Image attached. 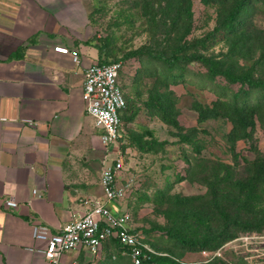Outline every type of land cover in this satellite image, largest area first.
I'll use <instances>...</instances> for the list:
<instances>
[{
	"label": "rangeland",
	"instance_id": "rangeland-1",
	"mask_svg": "<svg viewBox=\"0 0 264 264\" xmlns=\"http://www.w3.org/2000/svg\"><path fill=\"white\" fill-rule=\"evenodd\" d=\"M189 1L191 17L180 18L170 31L171 20L162 11L165 0H83L80 9L86 18L84 42L100 46L104 52L102 60L123 62L120 85L127 105L121 116L123 136L116 146L125 166L121 179L130 174L135 188L122 204L132 215L130 226L142 231L159 256L165 255L176 264H206L212 259L210 264H264V239L256 244L258 251L246 256L243 252L237 255L234 247L226 245L211 257L210 253L203 255L198 250H183L165 233L168 228L177 227L186 235L191 231L216 235L221 227L217 214L220 209L231 220L238 219V209L242 220L250 216V207L245 209L243 204L264 207V196L257 188L242 192V185H248L264 168V110L259 117L253 116V125L246 132H231V122L223 110L216 109L217 115L210 110L220 94L226 101L231 99L239 83H230L218 75L214 78L219 86L216 90L202 88L199 81L207 67L196 59H212L233 72L250 70L255 79H264V0L248 4L249 17L243 29L254 37L253 42L245 44L239 39L230 40L225 30H214L221 8L229 7L232 0ZM183 43L192 45L185 52L193 57L188 65L191 73L183 81H167L173 92L170 96L161 78L138 76L140 58H124L132 50L163 49L165 45L175 47ZM156 93L173 105L176 126L164 123L152 114L154 108L146 106ZM200 110L207 117L198 121ZM179 133L190 142L180 141ZM151 139L159 145L144 151ZM196 162L198 167L194 169ZM257 187L264 192L259 182ZM230 232L236 237L245 234L236 229ZM247 233L264 236V225L261 231ZM90 253L85 261L80 259V264H130L123 253L111 254V248H105L99 257L98 252ZM118 253L122 258H118Z\"/></svg>",
	"mask_w": 264,
	"mask_h": 264
},
{
	"label": "crops",
	"instance_id": "crops-1",
	"mask_svg": "<svg viewBox=\"0 0 264 264\" xmlns=\"http://www.w3.org/2000/svg\"><path fill=\"white\" fill-rule=\"evenodd\" d=\"M82 4L0 0V264H53L30 250L44 246L33 241L32 224L57 233L86 211L85 199L112 211L121 206L106 201L99 184L103 163L120 149L102 144L82 99L84 70L99 61L83 39ZM57 46L76 51L79 61ZM6 194L15 208L2 205ZM89 251L64 253L61 262L80 264Z\"/></svg>",
	"mask_w": 264,
	"mask_h": 264
},
{
	"label": "trees",
	"instance_id": "trees-1",
	"mask_svg": "<svg viewBox=\"0 0 264 264\" xmlns=\"http://www.w3.org/2000/svg\"><path fill=\"white\" fill-rule=\"evenodd\" d=\"M166 5L162 8V11L168 16L171 20L170 28L173 29L175 22L179 21L180 18L191 17V3L189 0H165ZM205 1V0H204ZM252 0H232V3L229 7H222L220 12L221 16L217 23V26L214 28L215 31L220 29L225 30V33L228 35L230 40L239 39L245 43L253 42V35L244 31V21L249 17V12L247 10L249 2ZM207 2V1H205ZM137 6V4L135 5ZM174 13V15H172ZM155 18V16H154ZM209 37V36H207ZM206 37V38H207ZM258 38L255 37V40ZM198 42H202L200 40ZM96 48L99 51V61L100 63H110L119 60H102L103 50L100 46L96 45ZM174 46V45H173ZM192 45L177 44L175 47H170L165 45L163 49H154L152 47H147L143 49H137L129 51L124 55V58L137 57L140 58V69L138 70V76L143 74L149 76H155V78H161L162 81H165V89L167 90V95L170 96L173 92L169 89L167 81L176 79V82L183 81L187 74L191 73L188 69V65L193 60V57L186 54L185 52ZM194 47V45H193ZM183 52V53H182ZM201 56H196L197 60H202L204 65L207 67V73H204V77L199 81V84L202 88H208L216 90L219 86L214 83V78L216 76H221L230 83H239V88L236 92L232 93L229 100L224 99L225 96L220 94L218 98L212 102L213 110H210L213 114H218L216 109L223 110V115L228 118L231 122V132L241 130L242 133L246 132V128L249 125H253V116L259 117L261 111L264 110V79H255L250 70L242 72H233L231 69L223 65H219L218 62L214 60L201 59ZM122 62V61H121ZM123 63V62H122ZM159 75V77H158ZM246 86V87H245ZM122 89V87H121ZM123 93V91H122ZM124 96V93H123ZM125 102L126 98L124 96ZM127 105V103H126ZM147 107L154 108L153 115L157 116L164 123H167L171 126H176V122L172 118L173 105L169 103L168 100L164 98V95L156 93L154 95V100L146 104ZM201 106L200 104L198 107ZM126 108V106H125ZM125 108L120 112V121L121 116ZM207 117V114L203 111L198 112V121H201ZM122 132L120 131L118 140L122 139ZM180 141H188L187 136H183L179 133ZM151 144L152 146H149ZM148 147H144V151H149L159 145L158 141L151 139L147 142ZM194 166V165H193ZM198 167V163H195L194 169ZM228 171V170H227ZM229 172V171H228ZM264 186V168L261 174L254 177L253 180L248 182V185H242V192L254 191L257 188V191H260L259 194L264 196V192L257 187V184ZM264 190V188H263ZM242 207L248 209L250 216L247 219H240L238 209L235 213L237 215L236 219H230L229 214L223 209L217 211L219 215V220H221V227L218 229L219 234L209 235V234H194L192 231L188 235L186 232H183L177 227H170L165 230V233L172 239L178 242L183 250H216L220 248L225 242L235 238L230 230H242L243 233L250 232L251 230L261 231L264 225V207L258 208L255 205L243 204ZM239 216V217H238ZM146 241V240H145ZM108 242L107 248H111V254L116 252H121L122 249L115 239H110L102 244V247L105 243ZM147 242V241H146ZM148 243V242H147ZM149 244V243H148ZM151 245V244H150ZM152 246V245H151ZM153 247V246H152ZM154 248V247H153ZM119 250V251H118ZM110 254V255H111ZM127 257L125 254H123ZM118 258L122 256L118 253ZM128 258V257H127ZM129 259V258H128ZM213 260V259H212ZM212 260L206 262L210 264ZM130 261V259H129ZM130 264L131 261H130ZM141 264H176L174 260L165 257V255H155L151 261L143 262Z\"/></svg>",
	"mask_w": 264,
	"mask_h": 264
},
{
	"label": "built area",
	"instance_id": "built-area-1",
	"mask_svg": "<svg viewBox=\"0 0 264 264\" xmlns=\"http://www.w3.org/2000/svg\"><path fill=\"white\" fill-rule=\"evenodd\" d=\"M62 54H71L74 62L79 61L76 51L67 47L57 46L53 49ZM123 69L121 61L110 63L94 62L84 70L82 99L86 113L92 118L94 126L101 131L100 141L104 145H116L121 131L120 112L126 102L120 85V73ZM125 169L121 151L116 153L112 162L103 163L99 184L106 201L120 203L118 210L96 199H85L86 211L77 218L65 223L57 233L38 223L32 224V238L42 242L41 248L30 247V250L42 253L53 264H63L61 257L64 253L86 248L97 253L102 244L110 239L118 241L122 253L132 264L151 261L158 255L155 249L145 241L142 231L131 227L132 215L126 201L135 188L134 177L129 174L121 179ZM120 179L122 181H120ZM35 193V190H33ZM5 208H15L17 203L13 196L6 194L2 200ZM264 236L245 233L225 242L221 247L231 245L235 252H256V244L263 243ZM220 247V248H221ZM216 250H201L203 255L214 256ZM210 257V258H211Z\"/></svg>",
	"mask_w": 264,
	"mask_h": 264
}]
</instances>
